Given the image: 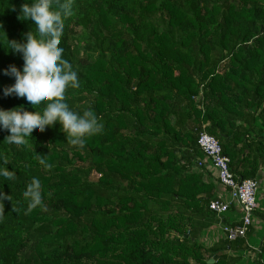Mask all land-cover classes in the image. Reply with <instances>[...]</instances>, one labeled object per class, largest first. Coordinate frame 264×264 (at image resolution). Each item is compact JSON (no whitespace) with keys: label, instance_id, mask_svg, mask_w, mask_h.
Here are the masks:
<instances>
[{"label":"trees","instance_id":"trees-1","mask_svg":"<svg viewBox=\"0 0 264 264\" xmlns=\"http://www.w3.org/2000/svg\"><path fill=\"white\" fill-rule=\"evenodd\" d=\"M24 2L0 0L5 110L26 104L3 95L14 83L3 70L24 63L8 50L31 28ZM60 47L79 81L65 102L91 111L103 132L80 148L58 123L19 146L0 130V167L14 173L0 177V264H241L251 252V264H264V200L258 248L255 222L246 238H220L217 186L197 165L205 131L264 194V0H72ZM33 177L42 201L28 211L22 193ZM232 210L223 223L235 224Z\"/></svg>","mask_w":264,"mask_h":264},{"label":"clouds","instance_id":"clouds-1","mask_svg":"<svg viewBox=\"0 0 264 264\" xmlns=\"http://www.w3.org/2000/svg\"><path fill=\"white\" fill-rule=\"evenodd\" d=\"M21 15L31 22L30 31L25 33L23 42L8 40V50L21 54L24 63L22 70L15 65L3 70L4 75L14 78L13 84L3 88V95L14 94L26 104L10 110L0 108V130L9 133L4 141L9 145H24L33 132H43L58 123L67 142L82 148L86 137L101 134L104 126L91 111L77 113L65 102L66 89L79 86L77 72L63 58L64 49L60 47L64 21L72 15V0H25ZM40 163L46 169L52 167L44 164L43 159ZM0 177L11 180L14 173L0 167ZM40 189V180L33 177L22 193L28 211L41 204ZM3 199L0 193V201Z\"/></svg>","mask_w":264,"mask_h":264},{"label":"built area","instance_id":"built-area-1","mask_svg":"<svg viewBox=\"0 0 264 264\" xmlns=\"http://www.w3.org/2000/svg\"><path fill=\"white\" fill-rule=\"evenodd\" d=\"M199 147L206 160H199L198 167L209 164L217 171L219 183L227 189L228 200L216 199L210 202V210L217 214L222 236L230 241L246 238L250 228L254 226V215L258 209L256 200L259 182L252 179H242L230 169V160L222 153L218 140L206 133L200 134ZM238 208L241 217L235 224L223 223L224 217L232 208Z\"/></svg>","mask_w":264,"mask_h":264},{"label":"rangeland","instance_id":"rangeland-1","mask_svg":"<svg viewBox=\"0 0 264 264\" xmlns=\"http://www.w3.org/2000/svg\"><path fill=\"white\" fill-rule=\"evenodd\" d=\"M79 37H85V34L83 33V32H81L80 34H79ZM84 47H85V45H84V43L82 42L81 43V46H80V48L81 49H84ZM98 178H99V175L98 174H96V173H93L92 175H91V177H90V179L92 180V181H96V180H98ZM264 194L261 192V191H258V193H257V196H256V200H257V204H258V206H260L261 204H262V202H263V200H264ZM216 228H217V226H216ZM257 228V230H256V234L258 235V240H253V238H251V243H252V245L254 246V247H259L260 246V244H261V240H262V236H263V229H262V227H260V226H257L256 227ZM211 232H212V234H214V231H213V228L211 229H209V231H207V236H206V238H205V242L208 244V245H212V244H214L215 242H217V240L215 239V237L214 238H210V235H212L211 234ZM217 232L219 233V231L217 230ZM210 234V235H209ZM260 234V235H259ZM215 235V234H214ZM243 257V260H242V262H241V264L243 263V264H251L252 262H251V259L253 260V257H255V255L251 252V253H248L247 255H244V256H242Z\"/></svg>","mask_w":264,"mask_h":264},{"label":"crops","instance_id":"crops-1","mask_svg":"<svg viewBox=\"0 0 264 264\" xmlns=\"http://www.w3.org/2000/svg\"><path fill=\"white\" fill-rule=\"evenodd\" d=\"M202 157V155H200V158ZM206 172L208 174H211V180L216 184L217 186V190H216V197L217 198H221L223 200H228V193L225 190V188L218 182V178H217V171L209 164V162H207L206 164V168H205ZM229 219L233 222V221H238L239 218L241 217L240 212L238 210V208L235 206L234 210H232V212L228 215ZM255 222V231L253 232V234L251 235V238H253V240H258V235L256 234V230H257V226H261L260 223ZM260 235V234H259ZM220 238H223V236H220ZM218 238H216L217 240ZM250 244L252 246V248L256 249L257 247H254L250 241Z\"/></svg>","mask_w":264,"mask_h":264},{"label":"water","instance_id":"water-1","mask_svg":"<svg viewBox=\"0 0 264 264\" xmlns=\"http://www.w3.org/2000/svg\"><path fill=\"white\" fill-rule=\"evenodd\" d=\"M187 237V236H186ZM218 260V256H215L212 260L209 261V264H213Z\"/></svg>","mask_w":264,"mask_h":264}]
</instances>
